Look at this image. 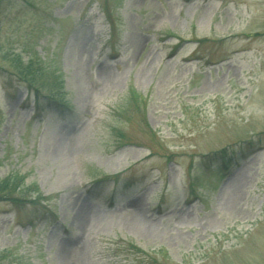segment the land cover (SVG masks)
I'll use <instances>...</instances> for the list:
<instances>
[{
	"label": "rangeland",
	"instance_id": "obj_1",
	"mask_svg": "<svg viewBox=\"0 0 264 264\" xmlns=\"http://www.w3.org/2000/svg\"><path fill=\"white\" fill-rule=\"evenodd\" d=\"M10 178L0 264H264V0H0Z\"/></svg>",
	"mask_w": 264,
	"mask_h": 264
},
{
	"label": "trees",
	"instance_id": "obj_2",
	"mask_svg": "<svg viewBox=\"0 0 264 264\" xmlns=\"http://www.w3.org/2000/svg\"><path fill=\"white\" fill-rule=\"evenodd\" d=\"M12 59V75L17 78L18 82L23 85L25 91L28 93L29 101H33L35 106L39 108L47 105L50 108H59L63 112H70L71 107L64 95L59 98V94H48L46 86L50 84V79L54 74L49 72L42 62L38 59L30 58L27 62H23L20 57H10ZM61 86V85H60ZM59 86V88H60ZM134 101H138L137 98H133ZM19 178H10L0 184V193L12 195L13 192L20 190L22 186ZM15 203H21L17 200Z\"/></svg>",
	"mask_w": 264,
	"mask_h": 264
}]
</instances>
